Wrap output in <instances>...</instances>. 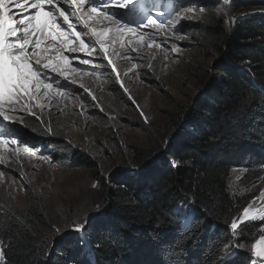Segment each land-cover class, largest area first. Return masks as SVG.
Here are the masks:
<instances>
[{"label": "trees", "instance_id": "obj_1", "mask_svg": "<svg viewBox=\"0 0 264 264\" xmlns=\"http://www.w3.org/2000/svg\"><path fill=\"white\" fill-rule=\"evenodd\" d=\"M218 1L176 2L181 10L192 3L210 9ZM233 3L235 11L264 10V0H229L227 4ZM185 22L179 24L180 30L186 27ZM190 25L200 32V45L205 51L222 53L215 68L225 77L204 79V94L194 101L196 109L185 113V121L184 110L171 122L169 131L175 130L173 146L159 157V162H146L135 172L112 177L117 185L114 199L102 201L100 206L109 202L107 208L89 225L90 232L84 231L90 257L84 255L74 232L64 233L49 257L50 239L36 235L35 226L31 229L33 221L29 217L36 209L29 207L22 219L0 211L5 264H250V252L240 247L231 257L224 256L225 246L235 237L227 227L229 218L264 185V13L238 19L231 37L221 21L207 24L196 20ZM244 62L252 64L251 73H241L234 67L242 68ZM81 98L88 100L83 95ZM235 113L244 116L234 135L230 120ZM25 120L22 127L32 136L49 137L42 140L50 144L47 157L72 167L69 159H77L78 154L68 147L63 124L50 114L43 117V123L36 117L25 116ZM48 127L51 134L46 131ZM231 149L236 153L230 154ZM224 151H228L226 159L221 155ZM153 153H144V160ZM234 155L235 162L231 160ZM171 159L178 162L177 167H170ZM234 165L245 168L246 179L260 183L252 193L237 196L227 189L229 169ZM123 177L127 179L121 181ZM188 199L194 203L192 220L183 228L174 208ZM258 226V221H251L237 232L238 240L247 248L262 234Z\"/></svg>", "mask_w": 264, "mask_h": 264}, {"label": "rangeland", "instance_id": "obj_2", "mask_svg": "<svg viewBox=\"0 0 264 264\" xmlns=\"http://www.w3.org/2000/svg\"><path fill=\"white\" fill-rule=\"evenodd\" d=\"M228 1L219 0L210 9L203 4L195 6L192 3L183 6L178 12L184 18L161 33L151 28L143 29L152 37L148 42L154 41L153 47L148 48L145 43L139 53H128L130 59L117 61L120 81L116 80V73L112 72L107 61L99 56L87 57L82 53H66L72 59L74 67L91 73L84 77L83 82L96 99L88 96L78 84L62 81L68 95L63 99L53 100L50 105L45 101L43 111H36L37 115L43 117L50 114L53 119H58L63 124L68 147L78 154L77 159H69L72 167L42 154L41 147H34L35 140L30 132L20 124L13 126L18 132H22L21 139L27 140L33 151H21L19 157L11 151L6 152L5 161L0 163V173H3L0 178V211L11 212L22 219L29 207L36 209L35 214L29 217L33 221L30 227L32 230L36 228L35 232L39 237L50 239L49 257L55 242L67 232L76 233L84 255L90 257V244L84 231L91 228L95 219L107 208L109 202L100 206L102 201H108L112 197L114 199L117 185L112 177H118L125 171L135 172L143 168L146 162H159V158H153L159 153H167L173 146L175 130L169 131L171 122L184 110L182 119L185 121V113L196 109L194 101L204 94V79L210 81L225 77V74L217 72L215 68L222 53L218 55L215 50L211 53V50L205 51L200 45V32L190 27V24L196 20L207 24L212 23V20L213 23L221 21V27L223 25L231 37L234 23L238 19L264 13V10L255 8L235 11V4L228 5ZM182 20L187 22L186 27L180 30L178 26ZM228 21L232 22L231 26ZM262 42L264 43V39ZM157 44L159 47H156ZM173 45L179 49L177 52L171 50ZM76 56L91 59L92 64L81 65L74 58ZM241 64L244 65L242 68L234 67L241 73H251V63ZM258 66L261 67L259 64ZM125 72L127 75H124ZM81 95H86L90 103L81 98ZM23 114L20 113L22 116ZM242 116L244 114L232 115L230 121L234 135L239 132L237 126ZM182 124L183 121L180 125ZM150 151H154L153 155L144 160L143 154ZM231 151L230 154L236 153L234 149ZM221 155L226 159L228 151L222 152ZM236 155L231 159L233 162L236 161ZM173 161L175 160L171 159L168 162ZM185 163L189 165L187 161ZM126 179L127 177H123L121 181ZM94 184L96 187H93ZM259 184L258 181L245 178L244 167L234 165L229 169L226 180L229 192L237 196L248 195ZM257 191L258 194L250 198L244 207L250 204L256 206L261 192H264V185ZM193 205L190 199L176 204L174 212L182 227L188 223L181 217L187 213L188 221H191ZM243 208L235 213L234 217L229 218L227 227L233 218L242 213ZM255 221L259 222L258 231H261L264 221ZM75 223L85 225L83 233L73 231ZM246 223L248 222L244 224ZM261 235H264V231ZM260 236L247 248L244 242L238 240L236 234L231 239V246L225 251L224 257L229 258L230 254L237 252L236 245L239 244L243 245L240 247L242 250L250 252L252 260L257 259L252 255L251 245ZM0 264H5V261Z\"/></svg>", "mask_w": 264, "mask_h": 264}, {"label": "snow or ice", "instance_id": "obj_3", "mask_svg": "<svg viewBox=\"0 0 264 264\" xmlns=\"http://www.w3.org/2000/svg\"><path fill=\"white\" fill-rule=\"evenodd\" d=\"M13 6L17 10L15 17ZM173 14L174 19L166 24L152 16L145 0H0V163L5 161L7 151L17 157L21 151L32 153V147L27 140L19 138L13 126L25 125L28 115L43 123L42 115H37L36 110L42 112L45 101L50 105L53 100L68 95L62 81L78 84L88 96L96 99L83 82L91 73L74 67L66 53L99 56L107 61L116 73V80L120 81L117 61L130 59L128 53H139L145 43L152 48L154 41L148 42L152 37L143 29L167 31L184 18L175 8L170 15ZM171 50L179 49L173 45ZM74 58L81 65L92 64L91 59ZM46 131L51 134V127ZM177 166L178 162L173 161L172 167ZM260 196L264 200V192ZM181 218L188 222L187 213ZM257 219L264 221V206L244 207L229 226L233 236L245 222ZM84 228L81 223L73 225V231L78 233H83ZM230 246L226 245L225 251ZM251 252L257 258L252 264H264V235L251 245ZM4 260L5 254L0 249V262Z\"/></svg>", "mask_w": 264, "mask_h": 264}, {"label": "clouds", "instance_id": "obj_4", "mask_svg": "<svg viewBox=\"0 0 264 264\" xmlns=\"http://www.w3.org/2000/svg\"><path fill=\"white\" fill-rule=\"evenodd\" d=\"M161 4V3H160ZM77 89V88H76ZM83 96H86V95H83ZM29 117H35V116H30V115H28ZM27 121L25 120V123H26ZM18 134H19V138L21 139V138H23V136H22V132L21 131H19L18 132ZM33 138H34V140H35V144H34V147L35 148H39V147H41L42 148V150H41V152H42V154H45V152L46 151H48L49 149H50V144H48V143H46V142H42V140H44V141H48L49 140V137L48 136H45V135H42V134H40V135H37V134H35L34 133V135L32 136ZM160 156H162V155H160ZM168 161H170V160H168ZM169 163V162H168ZM170 165V164H169ZM170 167H171V165H170Z\"/></svg>", "mask_w": 264, "mask_h": 264}, {"label": "bare ground", "instance_id": "obj_5", "mask_svg": "<svg viewBox=\"0 0 264 264\" xmlns=\"http://www.w3.org/2000/svg\"><path fill=\"white\" fill-rule=\"evenodd\" d=\"M169 6L171 7V4H169ZM30 11V10H29ZM261 206H264V200H262L261 199V197L259 198V200H258V203L256 204V206L255 207H253V208H259V207H261ZM239 216V215H238ZM237 216V217H238ZM230 228V227H229ZM231 230V229H230ZM232 231V230H231Z\"/></svg>", "mask_w": 264, "mask_h": 264}, {"label": "water", "instance_id": "obj_6", "mask_svg": "<svg viewBox=\"0 0 264 264\" xmlns=\"http://www.w3.org/2000/svg\"><path fill=\"white\" fill-rule=\"evenodd\" d=\"M231 20V19H230ZM229 22V21H228ZM230 23V22H229ZM231 24H232V22L230 23V26H231ZM160 157V153L158 154V155H156L155 156V158H153L154 160H156L157 158H159ZM56 240H54V242H55ZM54 242L52 243V244H54Z\"/></svg>", "mask_w": 264, "mask_h": 264}]
</instances>
